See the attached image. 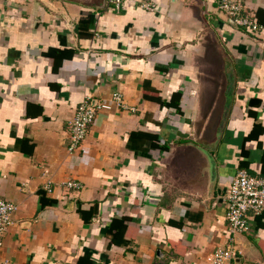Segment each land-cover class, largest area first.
<instances>
[{
  "label": "crops",
  "instance_id": "crops-1",
  "mask_svg": "<svg viewBox=\"0 0 264 264\" xmlns=\"http://www.w3.org/2000/svg\"><path fill=\"white\" fill-rule=\"evenodd\" d=\"M243 2L255 34L219 0H0V199L16 205L0 264H206L226 246L221 196L239 170L264 178V0ZM113 93L128 109L69 152L76 107ZM248 217L233 264H264V210Z\"/></svg>",
  "mask_w": 264,
  "mask_h": 264
},
{
  "label": "built area",
  "instance_id": "built-area-1",
  "mask_svg": "<svg viewBox=\"0 0 264 264\" xmlns=\"http://www.w3.org/2000/svg\"><path fill=\"white\" fill-rule=\"evenodd\" d=\"M129 0H105V8L110 11L120 12L126 8ZM140 8L154 11L155 6L148 2H141ZM219 9L225 15L231 26L238 29H247L255 34L261 26L256 16L245 11L243 0H219ZM128 109L121 94L113 93L109 100L96 101L86 97L75 109L73 119L68 123L69 152L77 151L84 142L89 127L92 125L99 111ZM68 189H80L76 181L64 184ZM221 201L226 207V221L228 242L222 249H215L206 258V264H233L237 257L235 237L239 234H249L251 226L248 213L258 215L264 210V178L254 177L244 170H239L233 177L229 189L221 196ZM16 210V205L0 199V246L6 228L11 223V215Z\"/></svg>",
  "mask_w": 264,
  "mask_h": 264
},
{
  "label": "water",
  "instance_id": "water-1",
  "mask_svg": "<svg viewBox=\"0 0 264 264\" xmlns=\"http://www.w3.org/2000/svg\"><path fill=\"white\" fill-rule=\"evenodd\" d=\"M232 99H233V94H232V90H229L228 93H227V96H226V107H229L231 102H232ZM205 155H207L208 159H209V163H210V166L212 168V175L213 177L215 178V172L213 170L214 168V160L212 159L211 155L209 152H205Z\"/></svg>",
  "mask_w": 264,
  "mask_h": 264
},
{
  "label": "trees",
  "instance_id": "trees-1",
  "mask_svg": "<svg viewBox=\"0 0 264 264\" xmlns=\"http://www.w3.org/2000/svg\"><path fill=\"white\" fill-rule=\"evenodd\" d=\"M81 35H82V34H81ZM84 35L88 36L87 34H84Z\"/></svg>",
  "mask_w": 264,
  "mask_h": 264
}]
</instances>
